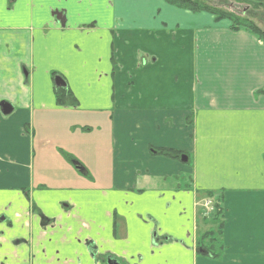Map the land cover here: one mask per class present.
I'll use <instances>...</instances> for the list:
<instances>
[{"label":"crops","instance_id":"obj_1","mask_svg":"<svg viewBox=\"0 0 264 264\" xmlns=\"http://www.w3.org/2000/svg\"><path fill=\"white\" fill-rule=\"evenodd\" d=\"M56 77L77 106L57 104ZM263 90L264 42L211 14L0 0V264H264ZM91 123L109 130L99 185ZM184 170L190 183L173 184ZM210 192L223 199L218 259L197 246Z\"/></svg>","mask_w":264,"mask_h":264},{"label":"trees","instance_id":"obj_2","mask_svg":"<svg viewBox=\"0 0 264 264\" xmlns=\"http://www.w3.org/2000/svg\"><path fill=\"white\" fill-rule=\"evenodd\" d=\"M167 4L190 11L192 13H208L215 17L216 21L228 20L231 23V29L234 31L246 30L255 35L261 41L264 42V31L259 28L253 21L239 17L234 12L224 10L220 7L209 5L203 0H163ZM237 3H248L255 8H264V3L255 2L253 0H233ZM264 95V90L261 91ZM57 104L61 107H75L78 102L73 94L64 88H57L56 90ZM158 154L167 156L174 160L180 161L183 156L182 152L175 150H155ZM205 196L208 199H216L219 195L214 192L206 193ZM222 198L216 200L213 205V212L211 218H206V222L210 223L212 227L199 234L197 237V246L199 250H203L206 255L212 259H218L221 257L223 247L221 244V238L224 232V210L222 207Z\"/></svg>","mask_w":264,"mask_h":264},{"label":"rangeland","instance_id":"obj_3","mask_svg":"<svg viewBox=\"0 0 264 264\" xmlns=\"http://www.w3.org/2000/svg\"><path fill=\"white\" fill-rule=\"evenodd\" d=\"M209 5L220 7L224 10L234 12L239 17L247 18L251 21H253L259 28H261L264 31V8H255L253 5H250L248 3H237L233 0H203ZM89 129H92L93 135L90 136L91 141L94 144L90 145V153L88 155V158L85 160L87 161V165L90 169V175L89 180L91 185H99V182L108 183V180H110L109 175V168L111 161L109 162L110 157V146L108 145L110 143L109 136H102L103 134H106L109 132L108 126H100L96 124H89L87 126ZM105 127V128H104ZM82 131H85L84 128L81 127ZM60 131V130H59ZM58 137H61L63 144L60 146H56V151L59 154L61 160H65L68 164L70 163L73 165L72 158L76 157V154H72L69 149H67V146H63L66 141V135L62 136L60 132H58ZM187 157L183 154V156L180 159V164L182 166H189L190 163L183 162L182 158ZM74 159V158H73ZM72 162V163H71ZM163 178V177H162ZM98 180L99 182H94V180ZM170 181L173 182V184H181L185 185L187 183H190V178L186 174V171H182L181 175H173L169 177ZM205 205V204H204ZM203 205V206H204ZM212 204L210 202V209H212Z\"/></svg>","mask_w":264,"mask_h":264},{"label":"water","instance_id":"obj_4","mask_svg":"<svg viewBox=\"0 0 264 264\" xmlns=\"http://www.w3.org/2000/svg\"><path fill=\"white\" fill-rule=\"evenodd\" d=\"M55 83H56L57 87H62V88H66L67 87V84L60 77H57L55 79ZM1 108L3 109V113L4 114H9V113L12 112V108L8 104H2ZM182 160L183 161H187V158L183 157ZM108 264H120V263L117 260H109Z\"/></svg>","mask_w":264,"mask_h":264},{"label":"flooded vegetation","instance_id":"obj_5","mask_svg":"<svg viewBox=\"0 0 264 264\" xmlns=\"http://www.w3.org/2000/svg\"><path fill=\"white\" fill-rule=\"evenodd\" d=\"M56 78H57V77H56ZM56 78H55V79H56ZM63 81H64V80H63ZM58 88H62V87H58ZM64 89H65V88H64Z\"/></svg>","mask_w":264,"mask_h":264}]
</instances>
